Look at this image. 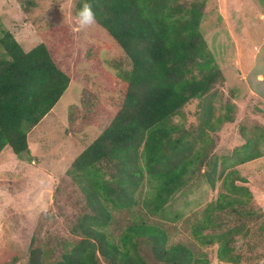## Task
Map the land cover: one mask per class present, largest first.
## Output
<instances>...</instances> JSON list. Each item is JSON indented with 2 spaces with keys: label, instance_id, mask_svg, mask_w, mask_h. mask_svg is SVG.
Instances as JSON below:
<instances>
[{
  "label": "trees",
  "instance_id": "obj_1",
  "mask_svg": "<svg viewBox=\"0 0 264 264\" xmlns=\"http://www.w3.org/2000/svg\"><path fill=\"white\" fill-rule=\"evenodd\" d=\"M84 2L76 0V12ZM91 3L95 25L121 49L130 69L119 79L102 76L95 100L83 106V118L90 123L99 111H108L111 118L65 173L82 197L81 213L69 228L75 242L66 243L60 253L32 245L26 264H208L186 244H170L162 228L183 219L187 224L190 216V232L199 245L217 244L221 262H238L235 236L246 227L249 232L259 215L250 205L248 188L235 183L240 179L235 167L263 157L264 134L247 138L218 162L203 137L204 128H212L207 106L195 137L173 121L223 79L201 32L205 0ZM49 35L26 52L11 32L0 30V153L9 147L31 160L28 133L77 74L70 67L74 39L69 28L52 27ZM98 56L96 49L85 53L93 62H99ZM69 117L75 120L71 111ZM196 174L211 191L221 179L215 202L200 217L179 195ZM180 202L183 207L174 211ZM154 218L158 224L149 222Z\"/></svg>",
  "mask_w": 264,
  "mask_h": 264
},
{
  "label": "rangeland",
  "instance_id": "obj_2",
  "mask_svg": "<svg viewBox=\"0 0 264 264\" xmlns=\"http://www.w3.org/2000/svg\"><path fill=\"white\" fill-rule=\"evenodd\" d=\"M205 4L201 32L223 79L208 96L185 106L173 121L195 137L207 106L212 128H204L205 146L221 162L247 138L264 134V0H205ZM75 6L76 0H0V30L11 32L26 52L49 40L52 27L67 26L74 39L70 67L77 73L53 109L28 133L31 160L16 156L9 147L0 153V264H26L32 245L60 253L66 243L75 242L69 228L81 213L82 197L65 173L111 118L108 111H99L90 123L83 118V106L95 100L102 76L119 79L117 75L130 69L104 30L97 25L77 26ZM90 49H96L99 62L85 57ZM262 151V158L235 167L240 178L235 183L248 188L250 205L259 215L249 232L246 227L235 236L238 262H221L217 244L201 246L193 239L189 228L193 216L187 224L183 219L162 226L169 243L186 244L208 264H264V144ZM197 175L179 195L200 217L204 207L215 202L221 179L216 178L211 191ZM182 207L180 202L174 211ZM148 220L159 223L155 218Z\"/></svg>",
  "mask_w": 264,
  "mask_h": 264
},
{
  "label": "clouds",
  "instance_id": "obj_3",
  "mask_svg": "<svg viewBox=\"0 0 264 264\" xmlns=\"http://www.w3.org/2000/svg\"><path fill=\"white\" fill-rule=\"evenodd\" d=\"M74 20L80 29H84L97 23L96 12L93 9L91 0H85L82 6L77 10Z\"/></svg>",
  "mask_w": 264,
  "mask_h": 264
}]
</instances>
